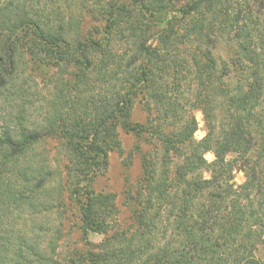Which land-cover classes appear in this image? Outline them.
I'll list each match as a JSON object with an SVG mask.
<instances>
[{"label":"trees","instance_id":"trees-1","mask_svg":"<svg viewBox=\"0 0 264 264\" xmlns=\"http://www.w3.org/2000/svg\"><path fill=\"white\" fill-rule=\"evenodd\" d=\"M86 12L104 23L81 40L78 15ZM220 43L230 45L226 60L215 54ZM189 44L197 46L195 65L185 72L198 81L194 106L204 112L205 138L192 143L195 119L166 134L159 178L157 159L144 155L143 182L147 190L153 184L146 211L155 215L144 219L141 209V232L106 240L102 253L88 251L76 263L264 264V0H0V264H46L45 251L15 236L10 211L27 201L38 209L62 203L45 159L26 161V153L57 138L74 173L91 176L89 159L102 165L120 149L118 129L134 130L131 112L143 94L164 121L181 124L180 53ZM32 71L50 82L48 97ZM181 147L188 148L173 192L169 153ZM236 172L244 174L241 185ZM73 195L85 235H106L114 195ZM164 207L174 231L161 246Z\"/></svg>","mask_w":264,"mask_h":264},{"label":"rangeland","instance_id":"rangeland-1","mask_svg":"<svg viewBox=\"0 0 264 264\" xmlns=\"http://www.w3.org/2000/svg\"><path fill=\"white\" fill-rule=\"evenodd\" d=\"M67 5L69 7V4ZM180 6V4L177 5L178 8ZM47 8L49 9V7ZM61 8L60 10L63 11V6ZM51 9L52 6L50 4V13ZM63 14H66L65 11H63ZM78 16L82 24L79 34V39L81 40L90 33L93 27H98L100 23H104L96 15L89 12L83 13L82 17ZM159 30L160 28L156 29L151 35V47H155L158 43ZM196 48L195 44H189L182 47L183 53H180V57L184 60L182 76L184 74L187 77L186 80L179 81L181 86V94L179 96L184 106L181 124H175L174 126L173 121H164L159 107L155 104L156 102L149 99L147 94H143L135 99L131 112L130 123L134 130L128 131L125 127L118 129L120 149L109 153L105 163L102 165H100V160L89 159V165L91 171H93L91 176L74 173L75 171L68 164L66 146L57 138L47 140L26 153V161L44 158L50 166L51 177L54 176L55 181L62 186L61 204L58 201L54 202L56 205L50 202V205L43 207V209H38L37 206L27 201L19 209L10 211L9 220L13 223L11 227H14L15 236L21 239V242L32 243L41 251H45L48 254L46 256V264H77L76 259L82 255L84 256L88 251L102 253L106 240H113V238L120 236L123 239H131L141 232V230H137V220L141 209L144 211V219H146L147 215H155L152 210L150 212L146 211L147 193L152 189L153 184L150 183V188L147 190L146 184L143 182L142 157L149 154L155 158L150 160L157 159L153 165H155L156 177L159 178L163 170L162 165L165 162L163 152L165 146L162 145V141L166 138V134L174 130H180L185 122L192 119H195L197 123V131L192 143L203 140L207 133L204 112L194 106L196 96L199 93L198 81L196 78H189L185 72L188 70L189 73H192L194 69L193 55ZM230 53V45L226 43H220L215 52L216 56L223 60L228 59ZM30 74L38 92L42 96L48 97L51 91L50 82L43 80V76H39L33 71ZM49 76L53 77L54 71H49ZM173 80L170 79L169 82ZM145 125H149L148 132L144 134L139 132L137 134L135 130H139L140 126ZM185 148L188 147H181L178 152L169 153L171 161L169 178L171 179L173 192L177 189L175 172L182 163V153H184ZM214 159L215 157L212 153L206 155V160L209 163H212ZM243 182L244 174L236 172L235 183L241 185ZM77 190H86L89 198L114 195L116 210L115 215L108 222L106 235H85L79 211L80 204L77 203V199L73 195V192ZM173 194L175 195V193ZM137 205L140 207H137ZM165 209L164 207L162 214L160 213L162 216L157 219L158 232L167 234L163 238L156 234L157 245L161 246L165 239L171 236L174 231L171 227L172 221L169 220ZM110 243L112 245L114 241ZM258 256L264 261V244L259 248Z\"/></svg>","mask_w":264,"mask_h":264}]
</instances>
